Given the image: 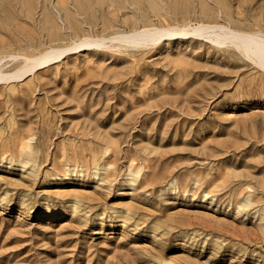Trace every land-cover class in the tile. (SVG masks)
<instances>
[{
    "label": "rangeland",
    "instance_id": "1",
    "mask_svg": "<svg viewBox=\"0 0 264 264\" xmlns=\"http://www.w3.org/2000/svg\"><path fill=\"white\" fill-rule=\"evenodd\" d=\"M251 41L264 0H0V264H264Z\"/></svg>",
    "mask_w": 264,
    "mask_h": 264
},
{
    "label": "bare ground",
    "instance_id": "2",
    "mask_svg": "<svg viewBox=\"0 0 264 264\" xmlns=\"http://www.w3.org/2000/svg\"><path fill=\"white\" fill-rule=\"evenodd\" d=\"M230 29V28H229ZM145 31H149L150 29L149 28H146V29H144ZM155 30H157L158 32H163V33H166L167 32V30L166 29H159V28H156ZM232 30H234V29H232ZM230 31H231V29H230ZM232 32V31H231ZM233 34H235V35H237L238 33L237 32H232ZM225 35H227V36H229L228 35V33H226ZM235 35H232V36H235ZM238 35H241V34H238ZM230 37V36H229ZM228 37H226V38H224V39H227ZM230 39V38H229ZM231 39H233L232 37H231ZM230 39V41H232ZM228 40V39H227ZM87 40H82V41H80V42H78L77 44H76V47H82V46H87V45H91V43H87L86 42ZM248 44H251V45H249L248 46V49H253L252 47H254V52L256 53V55L258 56V57H262L263 59H264V45H263V43H257V41H255V43H253V41H251V42H249ZM253 44H255L256 45V47H255V45H253ZM136 46H137V44H136ZM60 51V53L58 54V55H56L55 57H53L52 59H56V58H58V57H60L62 54H64V53H66L69 49H59ZM46 56H50L49 54H46ZM13 59L14 60H16L17 59V56H13ZM9 77V76H8ZM0 79H2V78H0Z\"/></svg>",
    "mask_w": 264,
    "mask_h": 264
}]
</instances>
